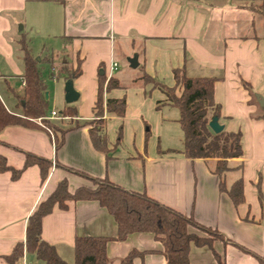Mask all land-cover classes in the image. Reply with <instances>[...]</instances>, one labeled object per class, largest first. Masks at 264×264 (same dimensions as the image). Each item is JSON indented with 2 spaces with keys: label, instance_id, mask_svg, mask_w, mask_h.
<instances>
[{
  "label": "crops",
  "instance_id": "obj_1",
  "mask_svg": "<svg viewBox=\"0 0 264 264\" xmlns=\"http://www.w3.org/2000/svg\"><path fill=\"white\" fill-rule=\"evenodd\" d=\"M211 1L224 3L225 10L218 17L204 12L207 0H0V57L10 70L9 74L0 73V99L8 111L21 112L16 94H21L24 81L20 77L22 64L14 62L15 50L7 38L21 19L12 21L7 13L19 16L43 12L42 29L36 32L43 31L46 37L67 43L69 58L53 63L52 52L37 57L39 62L50 64L49 77L54 81L62 74L63 96L68 78H72L79 93L74 102L64 105L76 108L75 118L60 116L61 120H69L71 125L73 120L94 117L100 74H105L106 80L108 75L114 78L109 88L104 84V99H125L122 115L104 110L105 122L109 119L114 126L123 127L124 143L120 139L108 158L93 146L88 125L68 129L58 149L54 148V136L41 128L10 125L0 130V155L6 165L22 168L25 153L51 162L45 178L37 164L25 167L16 178L10 170L0 171V264H9L3 255L10 253L15 243L24 241L29 215L58 180L67 178L70 189L89 185L86 181H90L74 169L94 177L106 176L125 190L145 192L218 230L224 241L215 240L213 248L224 264H264V114L256 118L260 105L256 98L255 104L242 83L264 97V39L257 29L250 30L254 16L249 9L234 1ZM132 52L137 54L135 68L139 71L136 77L129 72L133 79L125 82L116 57H127ZM114 62L116 69H112ZM194 66L220 72L214 83V100L220 105L218 122L227 131L241 132L242 155L228 159V165L241 164L235 175L224 173L219 177L211 170L213 159H189L182 152L183 143L169 140L171 130L182 136L180 124H176L179 111L163 102L165 93L154 82L172 86L173 68L183 67L188 74V68ZM76 67L79 74L70 76L69 71ZM142 73L149 74L154 82L145 83L140 79ZM15 78L19 79L17 87L12 82ZM38 119L34 122L39 123ZM104 129L111 147L116 133L108 125ZM239 177L244 199L235 206L219 183L223 180L227 188ZM188 230L204 235L193 226ZM115 233L112 216L92 200L68 201L63 209L54 206L41 221L42 239L54 245L67 264H73L76 236ZM132 249L153 251L134 258L131 264L166 262L159 251L160 242L150 233L136 232L124 240L107 243V264H120ZM34 260L33 254L24 252L14 264H39ZM188 261L217 264L208 247L195 245H190Z\"/></svg>",
  "mask_w": 264,
  "mask_h": 264
},
{
  "label": "trees",
  "instance_id": "obj_2",
  "mask_svg": "<svg viewBox=\"0 0 264 264\" xmlns=\"http://www.w3.org/2000/svg\"><path fill=\"white\" fill-rule=\"evenodd\" d=\"M237 6L246 7L253 15L257 14L262 20V38L264 39V0H230ZM240 1L241 3H238ZM248 2V3H247ZM16 43L21 52L22 73L21 79L24 86L18 95L21 112H10L0 99V130L6 126L17 125L28 128H41L54 137V148L58 149L63 143L65 132L80 125L89 126V135L93 146L102 152L106 158L110 157L111 150L120 142L121 126L117 132L115 143L108 146L105 133L104 110L122 115L125 106L124 98H105L103 88H109L114 80L105 74L98 76V88L96 100L93 106L94 117L79 122L73 120L68 127H61L48 118V98L45 97L46 85L42 77L39 59L32 53L29 41L21 36ZM80 72L79 67L69 71L74 77ZM174 84L166 86L155 83L153 78L142 73L140 79L145 83H153L159 86L165 93L163 102L175 106L179 111L178 122L182 130V152L189 159L202 158L213 159L212 172L221 177L228 169V159L242 155L241 132L227 131L222 129L213 132L208 122L213 116L220 113V105L214 100L215 76H188L183 67L172 70ZM53 73H51L52 75ZM54 76V74L52 75ZM179 91V93L177 92ZM159 104V103H158ZM77 114L74 106H66L61 112V117L74 119ZM39 118L44 126L34 122ZM50 161L25 153L22 168L15 169L6 165L4 157L0 155V171L10 170L12 177L16 178L27 166L37 164L42 178L47 175ZM74 173L92 182L93 186L80 185L73 189L69 188L67 178L57 181L52 192L42 199L29 215L25 228V239L15 243L10 253L3 255L4 260L14 264L24 252L33 254L36 260L44 264H67L60 257L54 245L46 242L41 237V221L44 215L50 213L54 206L66 208L68 201L92 200L112 216L116 225L114 236H76L73 243V264H107V243L112 240H124L129 234L145 232L153 235L160 242L159 250L165 264H189L188 251L190 245L208 247L217 262L224 264L222 257L214 250L213 242L223 240L224 236L216 229L200 224L190 215L181 213L174 208L160 203L149 197L145 192L125 190L118 184L105 177H94L83 171L74 169ZM259 182L257 183V187ZM222 191H226L235 206L242 203L243 182L242 178L236 179L226 188L223 180L219 183ZM189 226L196 227L204 232L200 235L188 230ZM153 250H130L121 258L120 264H131L134 258H142L146 253Z\"/></svg>",
  "mask_w": 264,
  "mask_h": 264
},
{
  "label": "rangeland",
  "instance_id": "obj_3",
  "mask_svg": "<svg viewBox=\"0 0 264 264\" xmlns=\"http://www.w3.org/2000/svg\"><path fill=\"white\" fill-rule=\"evenodd\" d=\"M229 3H232L230 0H227ZM207 6L204 7V12H206L207 15L209 16H216L218 17L219 15H221L222 11L225 10V8L223 7L224 3L220 2V1H211V0H207ZM205 3V4H206ZM235 3V2H233ZM238 3H241L240 1H238ZM248 3V2H247ZM236 4V3H235ZM242 4V3H241ZM237 8V7H235ZM250 11V10H249ZM7 17L12 20V21H17L16 25L14 26L13 31L7 35V38L11 44V46L14 48V54L12 56L13 60L15 63L17 64H22V60H21V52L19 50V47L16 43V40H18L21 36H25V38L29 41V46L31 49V53L37 58L38 56L43 57L45 56L48 52L50 54V52L53 53V63L55 62H59L62 60V58H69L70 57V49L69 47H67V43L65 44L63 41H60L59 39H56L54 37H46L43 34V31H41V33L36 32L39 28L42 29V24L44 22H42V20H45V15L43 12L41 13H36L35 15H30L29 12L27 13V15H24L21 13V15H13L12 13H7L6 14ZM254 17V21L251 22L250 26H253L250 30L253 31V29H257L256 32L257 33H262V20L261 17L259 15H253ZM254 24V25H253ZM37 25V26H36ZM20 26H23V28L21 30ZM260 35V34H259ZM261 36V35H260ZM135 54V52H132V54H128L127 57H130L131 55L133 56ZM127 57L124 55H120L118 57H116V60L119 63V67L121 68V71L124 72L125 76L123 78V81H129V79H133L132 77L130 78L128 73L131 72V74H134V76L136 77L137 72L139 71L138 68H133L131 69L130 67H128L129 65L127 64L128 60ZM75 62H77V60H75ZM40 68H41V73L42 76L44 78V82L46 85V92L48 93V112L49 114L51 113L52 110H54L57 115L51 116L50 117V121L61 126V127H65L66 125L70 124L69 120H61L60 117V112L61 110L65 107V101H64V96L62 95V82H63V76L60 73L59 75V79L58 81H54L53 78L49 77V73H50V64L47 61H40L39 62ZM103 67V66H102ZM118 67V66H117ZM102 68H99L98 71H100ZM0 73H4V74H9L10 70L8 68V64L0 57ZM189 76H218L220 77V72L216 71V70H211V69H206L205 67H199V66H194L193 68H188V72H187ZM13 83H16L14 85V87H17V85L19 84V79L15 78L14 80H12ZM243 86L246 90H248L249 95L251 97V99L253 101L256 102L255 100V96H254V88H252L249 84L242 82ZM1 85L2 83H0V89H1ZM4 86V85H3ZM59 90V93L57 92V89ZM56 92V94H55ZM257 104V102L255 103ZM257 112L255 114L256 118L261 117L264 114V108L260 107L257 105ZM177 110V109H174ZM110 114V113H109ZM262 114V115H261ZM109 117V116H107ZM221 119V118H220ZM37 122H39V124H41L42 126H44L43 122L38 119ZM108 122V123H107ZM112 121L109 119H106L105 122V127H111V130L114 131V133H116L117 136V132L121 126V130H123L122 125H115L113 123H111ZM177 126H179V123H176ZM69 126V125H68ZM66 126V127H68ZM176 126V125H175ZM115 127V128H114ZM123 131H121V143H124V140L122 141V137H123ZM116 140V137H115ZM169 140L171 142H173L174 144L177 143H182V136L176 130H171L169 132ZM239 164V163H238ZM237 163H229L230 169H228L225 174L230 176V175H235L237 174V172L240 170L241 164L238 165ZM238 165V166H236ZM89 183L88 186H93L92 182H87ZM39 264H43L41 261L38 262L37 260H34Z\"/></svg>",
  "mask_w": 264,
  "mask_h": 264
},
{
  "label": "water",
  "instance_id": "obj_4",
  "mask_svg": "<svg viewBox=\"0 0 264 264\" xmlns=\"http://www.w3.org/2000/svg\"><path fill=\"white\" fill-rule=\"evenodd\" d=\"M127 60H128L129 65L133 68H135L138 65L137 54H134L133 56L128 57ZM78 95H79V93L74 88L72 78L66 79L64 82V100H65V102H67V103L74 102L78 98ZM254 96H255L258 104L260 106L264 107V97L258 92H255ZM45 97L46 98L48 97V93L46 91H45ZM208 125H209L210 129L215 133H217L223 129V125L218 122L217 116H213L209 120Z\"/></svg>",
  "mask_w": 264,
  "mask_h": 264
},
{
  "label": "built area",
  "instance_id": "obj_5",
  "mask_svg": "<svg viewBox=\"0 0 264 264\" xmlns=\"http://www.w3.org/2000/svg\"><path fill=\"white\" fill-rule=\"evenodd\" d=\"M116 67H117V63L114 62V63L112 64V69H116ZM109 77H110V75L107 76V79H108ZM50 115H51V116H54V115H57V113H56L55 111H51ZM51 116H50V117H51Z\"/></svg>",
  "mask_w": 264,
  "mask_h": 264
}]
</instances>
